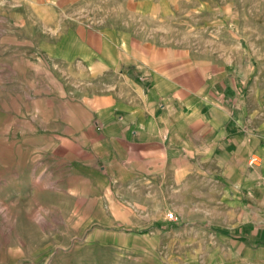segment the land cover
Here are the masks:
<instances>
[{"label": "rangeland", "instance_id": "rangeland-1", "mask_svg": "<svg viewBox=\"0 0 264 264\" xmlns=\"http://www.w3.org/2000/svg\"><path fill=\"white\" fill-rule=\"evenodd\" d=\"M130 84L217 124L218 170L125 169ZM0 136V264H264L226 252L263 214L264 0H0Z\"/></svg>", "mask_w": 264, "mask_h": 264}, {"label": "crops", "instance_id": "crops-1", "mask_svg": "<svg viewBox=\"0 0 264 264\" xmlns=\"http://www.w3.org/2000/svg\"><path fill=\"white\" fill-rule=\"evenodd\" d=\"M119 94L121 96L125 94L127 99L122 100L121 96L117 98L113 102L110 112H113L114 115V111L123 108L129 113L120 122L114 123L110 120L108 125L105 124L103 137L105 141H119L121 143L116 144V146L120 147L121 165L125 169H127L128 164L147 163V166H153L151 172H168L173 165H177L172 168L174 171L184 174L193 172L198 179L205 178L208 172L213 174L218 170L223 160L217 153V124L211 125L209 122L210 130L212 129L215 138L212 144L207 147L204 139L206 130H202L201 114H185L179 109L170 107L163 110L158 116L160 118H158L156 106H151V103L147 102L145 92L143 95L137 85L130 84L127 90L121 88ZM107 112L109 113V109ZM165 120L168 122L163 123ZM229 120L228 118L227 123ZM227 123L224 124L225 129L228 126ZM175 124L182 125L183 129L175 127ZM140 157H145L147 160ZM155 157L159 158L155 159ZM191 157L194 159L193 162ZM190 162L193 167L186 165ZM250 164H247V169ZM227 173H232V166L227 170ZM260 207L262 216L258 217L256 222H252L249 218L246 219L243 224L248 226L243 225L244 227L240 231V244L234 246L235 243L233 244V242L231 244L226 243V252L235 253L242 259L245 257L248 261L250 259L258 262L264 260V204L261 203ZM221 247L220 244L217 250H220ZM240 252H242L241 255Z\"/></svg>", "mask_w": 264, "mask_h": 264}, {"label": "bare ground", "instance_id": "bare-ground-1", "mask_svg": "<svg viewBox=\"0 0 264 264\" xmlns=\"http://www.w3.org/2000/svg\"><path fill=\"white\" fill-rule=\"evenodd\" d=\"M8 142L9 141H8V139H6V137L0 136V158L3 161L9 159V157L13 156L16 152H18L17 148H15L12 143H11V145H8ZM15 142H16V140L14 141V143ZM1 170H3V169L0 167V171ZM40 178H42V177H40ZM42 183H43V186L48 187V188L52 185L50 180H46L45 182L42 181ZM35 184L36 185H41L40 184V180H35ZM39 187L37 186V189ZM7 212H8V210H7ZM36 217H37V219H40V220H41V218H44L42 212L41 213H37Z\"/></svg>", "mask_w": 264, "mask_h": 264}, {"label": "built area", "instance_id": "built-area-1", "mask_svg": "<svg viewBox=\"0 0 264 264\" xmlns=\"http://www.w3.org/2000/svg\"><path fill=\"white\" fill-rule=\"evenodd\" d=\"M256 160H257V158L253 157L251 159V162L256 163ZM167 216H168L167 218H169L170 220H174L176 218V216L174 215L173 212H169Z\"/></svg>", "mask_w": 264, "mask_h": 264}]
</instances>
